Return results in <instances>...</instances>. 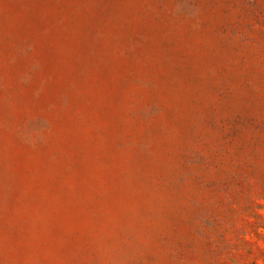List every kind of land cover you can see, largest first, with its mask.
<instances>
[{"label":"rangeland","instance_id":"374dc122","mask_svg":"<svg viewBox=\"0 0 264 264\" xmlns=\"http://www.w3.org/2000/svg\"><path fill=\"white\" fill-rule=\"evenodd\" d=\"M0 264H264V0H0Z\"/></svg>","mask_w":264,"mask_h":264}]
</instances>
